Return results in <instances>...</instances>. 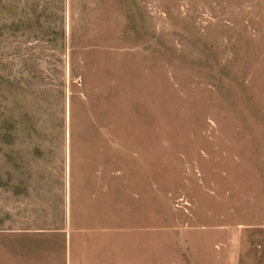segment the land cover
<instances>
[{"label": "rangeland", "instance_id": "1", "mask_svg": "<svg viewBox=\"0 0 264 264\" xmlns=\"http://www.w3.org/2000/svg\"><path fill=\"white\" fill-rule=\"evenodd\" d=\"M0 264H264V0H0Z\"/></svg>", "mask_w": 264, "mask_h": 264}]
</instances>
